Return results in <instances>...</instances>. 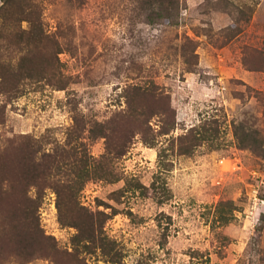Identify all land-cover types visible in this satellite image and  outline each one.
Here are the masks:
<instances>
[{"label":"rangeland","instance_id":"obj_1","mask_svg":"<svg viewBox=\"0 0 264 264\" xmlns=\"http://www.w3.org/2000/svg\"><path fill=\"white\" fill-rule=\"evenodd\" d=\"M38 1L32 43L0 0V264H264V0Z\"/></svg>","mask_w":264,"mask_h":264},{"label":"trees","instance_id":"obj_2","mask_svg":"<svg viewBox=\"0 0 264 264\" xmlns=\"http://www.w3.org/2000/svg\"><path fill=\"white\" fill-rule=\"evenodd\" d=\"M11 1H15V0H4V4L8 3V5H9L11 3ZM20 2H21V4H20V9H21L20 15L21 16H19L18 19H20L21 21L22 20L29 21V29L25 31L26 33H28V39L26 38V41L31 40L32 43L42 42L44 37H45V34H44V27H43L42 19H41V12L39 10V7H40L39 1L38 0H20ZM157 2H159L158 7L161 10H164V9L170 10L171 9L170 10L171 15L174 14V11H175L176 16H179L180 0H169V3L171 4L170 6L166 5V3H165L166 0H157ZM23 33H24V30L22 31V34L19 35V38L22 40L24 39ZM184 40L193 42V40L189 36H186ZM195 49H196V47H194V44H193V48H191V52H192L191 55L195 54ZM188 57H189V54L187 52L186 58H188ZM135 89L140 94H149V95H153V96L158 95L156 89L155 90L152 88L143 89L139 85H136ZM161 108L163 109V110H161L163 113L167 112L170 109V104L168 105V100L167 101L165 100L162 103ZM102 135L106 136V134H102Z\"/></svg>","mask_w":264,"mask_h":264}]
</instances>
